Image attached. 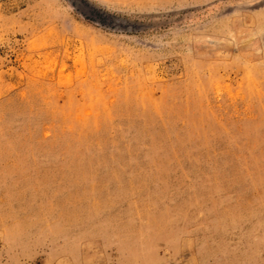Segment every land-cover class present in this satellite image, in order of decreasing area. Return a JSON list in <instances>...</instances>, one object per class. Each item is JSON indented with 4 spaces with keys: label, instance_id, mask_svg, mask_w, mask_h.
Returning a JSON list of instances; mask_svg holds the SVG:
<instances>
[{
    "label": "rangeland",
    "instance_id": "obj_1",
    "mask_svg": "<svg viewBox=\"0 0 264 264\" xmlns=\"http://www.w3.org/2000/svg\"><path fill=\"white\" fill-rule=\"evenodd\" d=\"M0 264H264V0H0Z\"/></svg>",
    "mask_w": 264,
    "mask_h": 264
}]
</instances>
